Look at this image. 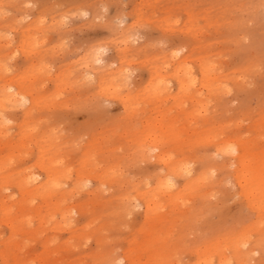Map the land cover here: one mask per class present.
Returning a JSON list of instances; mask_svg holds the SVG:
<instances>
[{
    "label": "rangeland",
    "instance_id": "obj_1",
    "mask_svg": "<svg viewBox=\"0 0 264 264\" xmlns=\"http://www.w3.org/2000/svg\"><path fill=\"white\" fill-rule=\"evenodd\" d=\"M183 54L199 80L188 94L177 90L172 75L173 61ZM96 58L124 69L125 77H103L113 90L87 78L85 63L102 71V60L91 61ZM200 61L218 65L207 88ZM0 63V86L9 78L28 93L23 103L2 110L9 120L0 134V180L33 170L39 181L47 170L40 160L48 167V157H60L70 177L61 183L64 195L50 197L77 208L73 223L64 225L44 202L45 192L35 190L20 203L14 182L8 188L1 182L0 203L9 209L0 210V264H197L241 233L254 245L255 210L232 178L236 168L217 165L204 183L200 175L203 165L224 162L214 141L204 138L205 130L223 129L222 136L248 143L244 151L254 153L247 157L251 185L264 204V0H0ZM158 78L168 88L156 95ZM210 85L216 88L209 96ZM32 100L38 103L25 118ZM146 121L162 125L163 142L149 154H186L197 171L178 179L193 184L186 203L176 204L179 211L164 206L156 222L145 218L142 205L129 213L122 208L126 195L141 203V193L165 173L135 144ZM44 132L53 146L43 141ZM20 208L25 217L18 219ZM261 235L258 252L245 264H264Z\"/></svg>",
    "mask_w": 264,
    "mask_h": 264
},
{
    "label": "bare ground",
    "instance_id": "obj_2",
    "mask_svg": "<svg viewBox=\"0 0 264 264\" xmlns=\"http://www.w3.org/2000/svg\"><path fill=\"white\" fill-rule=\"evenodd\" d=\"M183 47L184 45L177 47L175 49L174 56L179 53H182L183 51L181 50ZM188 57L189 56H187V54H183L181 57L176 58L172 63V75L173 77H175L176 88L179 92L183 94H188L190 90L189 88L199 83L198 77H196V73L194 72L191 66L187 65V62L189 61ZM101 60L102 59L100 58H96L91 61L96 63ZM99 66L100 68L102 67V71L101 72L97 71L96 73L94 70L95 66L89 63H85L84 70H85V73L87 74V78H90V80L95 79V81H97L101 86H104L105 89L109 90L111 87H112L111 88L112 90L114 89V86H113L114 83L111 84V83H106L102 81L103 77L105 78L106 75L108 76L111 75L112 80H114L113 77L115 75L119 77L120 75H123L125 77V72H124V69L121 67V65L117 66L115 69L114 68L110 69L109 65L104 63L103 61L102 63H100ZM217 66L218 65H216L213 61H208L205 63H203V61H200L198 63L199 76L206 77V80H204L202 87L207 88L208 79L210 80L214 79V77L212 76V72L216 70ZM3 69H4V66L0 63V71H3ZM33 72H34L33 77H38L41 72V66L38 68H35ZM0 76H2V74ZM4 79H5L4 85L0 86V134L3 133L4 131L3 128H5V126L7 125V121L9 120V117L4 115L2 111L5 105H8V104L11 105L13 102H16V103L18 102L21 104L24 101H26V96L28 94L27 91L21 87L20 83L13 82V80L11 81L9 78H4ZM167 88L168 87L166 83L164 82L163 78H158L152 84L153 93H155L156 95L160 94L164 89H167ZM215 88L216 87H213L211 85L209 86V89H207L209 96L211 95L212 91ZM125 102H127V100ZM37 103L38 101L32 100L31 104L26 107L24 111L25 118L28 115L27 114L29 112L28 109L30 110V107L35 106ZM205 108H203V111L206 110ZM194 112L199 114L201 110H196ZM236 119L238 120L239 118H236ZM237 125H235V127H237ZM143 127H144L143 135H140L134 138L135 144L140 147V155L143 158H150V157L155 158L158 166L160 167L162 166L161 168L165 169V173L156 175L151 187L147 188L145 192L141 193V195L143 196V200L141 203L137 201L138 199L136 197H128L126 195L125 197H123L125 198L126 202L124 201L125 203L122 205V208L125 210V212L129 213V209L131 207L135 205H142L145 218L148 219L150 217V220H151V217H152L154 219L153 221L156 222L157 219H160L162 217L163 214L161 213V209L164 206L167 205V206H171L170 209H174L177 211L180 210V208H178L176 204L185 202L184 198H186L193 191V188H192L193 184H189V182L187 181L183 183L180 182L177 184V182H179L178 179L184 180V178L186 179L190 175L196 174L197 171L193 164L194 159L189 158V156H186V154H184V156L182 155L181 157H176V156H172L167 150H162V151H159L158 153L149 154L148 152H150L151 150L152 151L155 150L157 147L160 146L159 144L163 142V139H162L163 137L158 134V130L161 129L162 125L160 124V122L158 124V122L150 123L146 121L144 122ZM205 131H206V134L204 135L205 140L214 141L213 150L215 151V155L217 156L219 155L221 157L223 156L224 162H221L216 165H212L214 163H207L203 165L201 175H200L201 176L200 182L204 183V180H205L204 178L206 177L207 179V176L211 175L212 172L216 170L217 165L220 167H224V168L225 166H227L228 168L229 165L232 167H235L236 169H235V172L232 174L233 175L232 178L234 179V182L240 187L241 193H243V195L246 196L247 202H249L250 205L255 210V217H254V221L251 226L258 228V234H257V238L252 240V243L254 245L251 244V238L247 232L241 233V235L238 236V238H236L234 241H232V243H230L229 241H222L220 243L221 245H220L219 250H217L215 254L212 253L211 255H207L206 257H203L202 259H199L198 257L197 264H214V261H216V264H231L232 259L235 261V264H245L247 263V258L252 259L254 257L253 253L258 252L259 246L262 241L260 240V238H262L261 234L264 235V226L263 225L260 226L263 220V215H264V204L261 201H258L255 197L256 189L254 188V186L251 185L252 182L255 180V175L253 174L251 163L247 159L248 155L253 156L254 153L249 154V149H246V151H244V148H249V146L247 145L248 143L244 141L241 142L238 138H232V135L222 136L224 133L223 129H221L218 133L214 135L210 133V130L209 132H207V130ZM170 134L172 136L171 137L172 139H175V140L179 139V133L176 132L174 127L170 128ZM53 140H54L53 137H51L49 134L44 132V136H43L44 142L46 141L48 142L49 146H53L54 145ZM13 148H16V147H13ZM41 153L42 154L40 155L43 156L44 153L42 151ZM47 160H48V167L42 164L43 162L42 159L40 160L41 161L39 165L40 169L45 170L47 168V170L45 171L43 175V178L39 180L40 182L38 181L39 174H37L35 171L23 170L22 176L18 177L17 180L15 179L13 181L7 177L6 178L4 177L2 181L0 180V183L1 182L3 183L2 184L3 188H8L10 185L9 183L13 181L14 184L16 185V190L17 191L19 190L20 192V199H19L20 203H23V202L25 203L26 201H28V198L32 196V193H34L35 190L45 192V195L48 198L47 200H44V202L49 201V204L52 206V208L56 209V212L58 213V215H60L61 221L63 222L64 225H71L74 221V214L77 212L76 206L75 205H65L69 203V201L68 200L66 201L65 198L62 201L60 200L53 201V199L50 197L51 193H54V192L56 194L59 193L60 196L64 195L63 193L64 189L62 188L61 183L66 182V179L70 177V174L68 173V170L66 169L65 161L61 159L60 157L53 158L50 156L47 158ZM0 167H1V164H0ZM230 172H232V170ZM80 178H81L80 174H78L77 180H79ZM207 181H209V179ZM145 184L147 187L149 186L148 182H145ZM187 187L190 190H187ZM7 196L9 197V195ZM162 196H163V199H161ZM180 206L181 205H179V207ZM188 206H187V209H188ZM8 209L9 207L6 206L4 202L2 201L0 203V210L1 211L3 210L7 213ZM19 212L20 213H19L18 219L20 217H25V214L23 213L22 208L19 209ZM8 223L10 224V228L14 230L12 227L11 220H9ZM223 238L224 237H222V239ZM228 248L230 249L231 254H227ZM199 253L200 251L197 252V254ZM0 259L3 260V255L1 253H0ZM121 262L122 260H118L117 264H121ZM169 264H171V262Z\"/></svg>",
    "mask_w": 264,
    "mask_h": 264
}]
</instances>
